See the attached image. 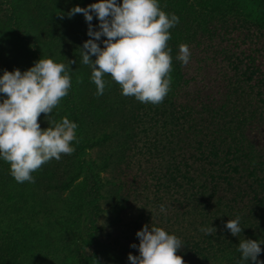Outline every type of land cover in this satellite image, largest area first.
<instances>
[{
    "label": "trees",
    "instance_id": "16d2710c",
    "mask_svg": "<svg viewBox=\"0 0 264 264\" xmlns=\"http://www.w3.org/2000/svg\"><path fill=\"white\" fill-rule=\"evenodd\" d=\"M260 1L264 0H245V8L231 3L225 9L214 2L208 6L191 2V6L195 5L191 13L176 15L179 23L169 29L168 41L172 56L170 91L156 105L122 95L121 86L108 74L103 77V95H96L92 68L82 63L81 55L84 42L90 38L88 22L83 14L71 18L66 14L77 5L87 7L97 0L36 1L37 9L25 13L19 22L33 46L24 50L19 47L20 52L26 51L36 62L47 58L68 66L69 60L76 61L69 66L68 95L55 108V115L60 122L67 117L78 125L77 139L72 142L75 151L71 155L62 154L59 161H49L53 165L51 171L45 163L32 173L35 182H17L13 184L16 187L7 190L0 186V264H131L129 253L139 255L136 233L145 225L143 219L152 217L153 205L146 194L147 202H143V208H137L139 213L129 236L127 230L117 232L120 219L124 218L122 213L126 214L129 206L122 202L148 192L151 179L136 185L134 180L121 177L116 182L119 203L111 204L108 223L100 225L99 218L106 210L101 202L106 199L103 173L113 162L119 167L125 154L129 157L138 145L135 139L140 133L149 134L155 128L166 136L162 126L169 117L181 126L179 131L185 132L189 148L185 151L188 155L178 156L183 138L174 143L151 136L147 140L146 159H150V166L146 169L155 168L151 157L154 152L163 157L170 148L172 153L168 175L156 177L154 185L157 189L165 188V194H158L157 198L164 204L175 203L174 212L168 211L163 225L157 227L181 240L177 255L185 264H254L250 259H241L238 248L244 239L261 243L258 260L264 261V145L246 133L250 128L256 134L264 133V69L260 64V53H264L260 46L264 7ZM158 4L164 12L173 14L165 0H158ZM62 13L63 19L58 15ZM91 24L94 30L99 29L94 13ZM104 39L97 41L101 47ZM230 39L238 50L230 47ZM8 40V34H0L1 44L6 45ZM248 41V48H240ZM181 44L204 45L223 54L227 61L223 78L226 92L220 105L203 104L201 111L195 112L189 102L177 100L187 92V83L197 81L187 64L176 59ZM9 64L7 58L0 59V76L9 71ZM77 78H82V83H77ZM195 94L196 98L200 96ZM114 140L122 143L121 155L92 157L95 149L107 148ZM127 141H133L134 147L126 146ZM199 161L201 169L197 172L194 166ZM6 178L13 180L10 165L0 163V181L5 182ZM130 184L134 186L127 187ZM76 193L78 197L73 199ZM63 195L66 196L61 200ZM182 202L187 206V217L180 212ZM237 217L242 232L233 236L225 225ZM183 218L186 223L180 224ZM205 227H215L216 232L206 235L200 230ZM132 244L137 247H131Z\"/></svg>",
    "mask_w": 264,
    "mask_h": 264
},
{
    "label": "clouds",
    "instance_id": "9594fccd",
    "mask_svg": "<svg viewBox=\"0 0 264 264\" xmlns=\"http://www.w3.org/2000/svg\"><path fill=\"white\" fill-rule=\"evenodd\" d=\"M93 13L99 29L91 24ZM83 14L88 22V36L83 44L82 63L92 68L91 80L96 85V95L105 91V74L121 86L122 95L135 97L141 103L160 104L170 91L172 77L169 29L179 23L175 14L164 12L158 0H97L73 7L66 15L71 18ZM61 19L64 13L58 14ZM101 37L103 47L97 41ZM95 56V60L92 57ZM191 56L188 45L179 46L176 57L183 64ZM69 65L41 58L32 67L21 72L5 70L0 76V159L10 165V174L18 183L35 182L32 173L52 159L60 160L62 154L71 155L75 148L78 125L64 117L61 122L48 120L49 127L41 129L38 118L43 113L51 116L71 87ZM82 83V78H77ZM165 212L164 205H160ZM225 227L233 236L242 232L240 218L230 219ZM206 235L216 232L215 227L200 229ZM139 238V255L129 253L131 264H185L177 255L182 242L163 228L147 224L136 233ZM257 240L244 239L239 243L242 261L264 264L258 256L262 249ZM131 247H137L132 244Z\"/></svg>",
    "mask_w": 264,
    "mask_h": 264
},
{
    "label": "rangeland",
    "instance_id": "374dc122",
    "mask_svg": "<svg viewBox=\"0 0 264 264\" xmlns=\"http://www.w3.org/2000/svg\"><path fill=\"white\" fill-rule=\"evenodd\" d=\"M36 1L37 0H0V34L9 35V40L6 45L0 43V59L7 58V60L10 61L9 71H13L14 69L18 68L21 70V72H24L25 70L32 67L36 62L35 60H37L33 58L32 61V59L29 57V54L26 51L20 52L19 48L21 47L24 50L29 49L31 46H33V43L30 40L27 31L23 28L21 24H19V22L25 13L32 11L34 8L35 10L37 9L35 6ZM165 2L166 6H169L171 8L170 10L173 12V14L180 16L189 14L194 10L195 5L191 6V2H193V4L204 3L206 6L214 2L215 5L218 6L220 9H225V6L230 5L231 3L235 4L234 7L245 8V0H165ZM259 3L262 7H264V1H260ZM54 14L55 12H52L51 15L53 16ZM215 40L216 42H219V39L215 38ZM260 40V46L264 47V36ZM227 42L231 44L230 47L238 50V47L235 48V46L232 45L234 44V40L230 39ZM248 46H250L249 41L246 44L242 43V46H240V48L246 49L248 48ZM189 49L191 52V56L189 62L187 63V68L191 71L192 75L194 74V76L197 78V81H191L190 83H187V86L185 88L187 92H184L181 96L178 97L177 100L189 102L191 104V107L195 109V112H197V110L201 111V106L203 104L220 105V102L223 101L222 96L226 92L224 90L225 83L223 79L225 66L227 63L226 59L224 58L223 60V54L215 52V48L209 50L208 46L206 48L204 47V45H195L190 46ZM263 54L260 53V64L264 69ZM233 72L234 71L232 70L231 74H233ZM194 91L200 93V96L196 98V94ZM211 97H214L216 100H210ZM4 98H6L5 94L0 93V102H2ZM55 111L56 109L54 108L51 113V116L49 117H46V115L43 113L40 115V117L38 118V122L41 123V129H46L47 127H49L48 120H55L56 122H60V118L56 117ZM43 119L46 120L45 123L42 121ZM118 127H120V123H118ZM153 127L155 126L153 125ZM162 127L163 130H166V136L163 137L164 134L161 129L155 128L149 131V134L140 133V135L135 139L138 141V145L130 151L129 157H127V155L125 154L121 158L120 162L119 160L117 161L121 163L119 167H117V164H114L113 162L111 163L108 171L103 173L105 176L104 180L106 181V186L103 190V193L104 195H106V199H102L101 202L106 208V210L104 212L103 217L99 218L100 225L108 223L109 217L111 215V212L109 211L112 208L111 204L119 203L120 199L119 194L116 192V182H120L121 177H124L128 181L134 180L136 185H143L144 179L148 181L147 179L150 178L151 180L148 181V192H141L138 198L136 197V195H132L129 201L122 202V204L127 203L129 204V206L128 208H126V214L122 213V216L124 218L120 219L121 226L117 232L127 230V234L129 236L132 235V229L130 227L138 216L139 212L137 211V208H143L144 201H151L150 204L153 205V213H151L152 217L150 219H143L145 225L147 224L149 227H151V225L155 227H157L159 224L163 225L165 219L168 217V211H170V214L174 212L173 210L175 207V203L170 205L172 201H168L166 204H164L162 200H160V198H157L158 194H160V196L162 194H165V188L157 189V186L154 185V180L157 179L156 177H160L163 174L168 175L169 173V171L167 170L169 166V160H171L172 156L171 149H166L167 152L165 155H163V157L154 152V155H152L151 157L153 159L152 162L156 164L155 168L146 169L147 166H150L148 165L150 159H146V155L149 153L147 150V140L151 136L152 138L162 139L164 143L170 140H172V142L174 143L176 142V140L183 138V149L178 150V156H182L185 154L188 155L185 151L189 148V146L187 145L188 140L185 142V132L179 131V127L181 126L178 127L177 124L173 123L170 117ZM129 130L132 129L129 127ZM246 133L248 137L254 138L257 143H259L260 145H264V133L259 132L256 134V131L252 128L248 129ZM118 138L122 139L123 137ZM132 142L133 141H127L124 142V144L126 146L130 145L131 148H133L134 143L132 144ZM121 146V141L119 142L118 140H114V142L107 148H104L102 150H100V148L95 149L92 153V157L100 158L103 155L109 156L111 154L121 155ZM126 151L127 150H125V152ZM123 160L126 161L124 162ZM128 161H131V163ZM50 162H47V164H49L48 169L51 171V169H53V165ZM0 163H5V161L3 159H0ZM201 163L202 161L195 163L194 169L197 172L201 169ZM144 173L146 174L145 177H143ZM167 178L169 177L167 176ZM167 178H164L166 179L165 181H167ZM201 178L204 179L205 177L201 176ZM14 183L17 184L14 178L13 180H9V178H6L5 182L0 181V186L7 190L11 186L16 187L15 185H13ZM200 183L202 182L200 181ZM133 186L134 185L131 184L127 185V187ZM146 194H148L147 200L145 197ZM142 195H144V197H142ZM65 196L66 195L60 196L61 200H63ZM77 197L78 193H76V197L72 198L77 199ZM160 205L165 206V212H161ZM182 205L183 206L180 208V212L182 214H185V208H187V206H185V202H182ZM184 216L187 217V214H185ZM186 220L187 219L183 218V220H180V224H185ZM129 241L132 242V237L129 239Z\"/></svg>",
    "mask_w": 264,
    "mask_h": 264
}]
</instances>
